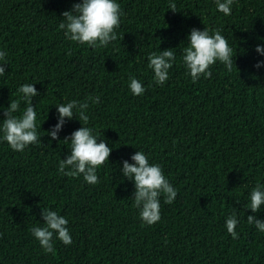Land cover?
<instances>
[{"label": "trees", "instance_id": "16d2710c", "mask_svg": "<svg viewBox=\"0 0 264 264\" xmlns=\"http://www.w3.org/2000/svg\"><path fill=\"white\" fill-rule=\"evenodd\" d=\"M77 2L0 0V123L17 89L34 84L41 137L22 152L0 139V264H264V232L247 222L264 221V205L247 208L252 188L264 185V67H255L264 61L255 50L264 45V0H234L228 16L215 0H172L176 12L169 0H116L117 39L99 48L59 29ZM193 28L221 31L235 57L231 72L217 61L211 77L192 81L182 56ZM165 49L176 59L156 85L148 55ZM132 76L146 89L141 96L129 88ZM72 100L89 102L85 126L113 149L95 185L59 172L71 148L62 140L83 122L66 119L59 140L47 135L58 123L55 106ZM139 150L177 191L171 204L160 196L153 225L140 219L134 181L122 173ZM45 207L68 220L73 241L54 238V253L30 231L43 226ZM233 212L236 239L225 227Z\"/></svg>", "mask_w": 264, "mask_h": 264}, {"label": "clouds", "instance_id": "9594fccd", "mask_svg": "<svg viewBox=\"0 0 264 264\" xmlns=\"http://www.w3.org/2000/svg\"><path fill=\"white\" fill-rule=\"evenodd\" d=\"M217 10L225 16L231 15L234 0H215ZM176 4L169 0V9L176 12ZM122 15L120 5L116 0H81L74 3L70 10L62 13V21L59 29L64 30L65 36L78 44H87L93 48L106 47L110 42L117 39L116 29L120 26ZM188 45L183 48V64L196 82L201 76L211 77L210 66L217 61L224 64L231 72L235 57L228 41L221 35L219 29L210 34L208 28L199 30L193 28L187 38ZM256 52L264 55V45L258 44ZM7 53L0 51V60H4ZM176 59L172 49L160 50L148 55V68L152 70L153 83L163 85L169 79V70L173 67ZM0 64V77L7 73L4 65ZM236 65V64H235ZM256 68L264 67V61H258ZM129 88L133 95L141 96L145 87L134 76L129 79ZM19 98L10 99L9 106L5 109V118L0 123V139L7 142L14 151H24L32 144L40 142L41 137L37 131V112L33 106V98L39 95L34 84H24L17 89ZM92 103L98 104L99 97L89 98ZM21 101L26 107L19 116ZM58 109V123L48 132L52 140H59L58 133L63 129L66 119H78L82 127L75 130L64 140L70 142V155L59 163V172L68 177L83 175L88 184L95 185L99 182L97 169L109 160L112 148L105 140H98L94 130L86 127L89 116L86 114L89 102L72 100L66 104L55 106ZM100 141V142H98ZM135 163L123 162L122 173L125 178L134 181L135 192L133 194L134 207L139 209L140 219L147 225H153L161 219L160 196L163 195L165 203L175 201L177 191L165 178L162 169L157 164H150L148 157L143 151H137L131 157ZM250 205L247 207L253 213L260 211L264 205V185L257 183L250 194ZM43 226L30 229L32 235L38 240L45 253H54V238L65 245L72 244V237L67 228L68 220L57 211L47 207L42 208ZM250 225L264 232V221L254 215L247 216ZM239 221L235 212L226 218L225 227L233 239L238 238L236 227Z\"/></svg>", "mask_w": 264, "mask_h": 264}]
</instances>
